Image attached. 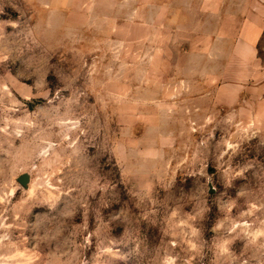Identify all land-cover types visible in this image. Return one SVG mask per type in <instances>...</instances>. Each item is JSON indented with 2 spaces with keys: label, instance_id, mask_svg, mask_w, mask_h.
<instances>
[{
  "label": "rangeland",
  "instance_id": "374dc122",
  "mask_svg": "<svg viewBox=\"0 0 264 264\" xmlns=\"http://www.w3.org/2000/svg\"><path fill=\"white\" fill-rule=\"evenodd\" d=\"M260 8L0 0V264H264V117L210 82Z\"/></svg>",
  "mask_w": 264,
  "mask_h": 264
},
{
  "label": "crops",
  "instance_id": "0c3cea01",
  "mask_svg": "<svg viewBox=\"0 0 264 264\" xmlns=\"http://www.w3.org/2000/svg\"><path fill=\"white\" fill-rule=\"evenodd\" d=\"M255 10L241 20L237 35L231 37L233 45L229 66L224 67L226 73L223 76L215 74L210 82L216 85L213 94L216 106H241L249 114L264 117V66L259 58L264 35V8ZM225 23L222 16L221 25Z\"/></svg>",
  "mask_w": 264,
  "mask_h": 264
},
{
  "label": "water",
  "instance_id": "95a60500",
  "mask_svg": "<svg viewBox=\"0 0 264 264\" xmlns=\"http://www.w3.org/2000/svg\"><path fill=\"white\" fill-rule=\"evenodd\" d=\"M18 182L26 189L29 188L31 184V175L30 174H23L18 178Z\"/></svg>",
  "mask_w": 264,
  "mask_h": 264
}]
</instances>
